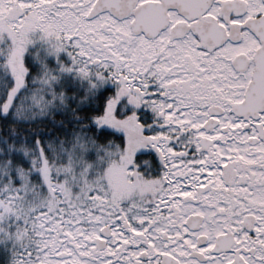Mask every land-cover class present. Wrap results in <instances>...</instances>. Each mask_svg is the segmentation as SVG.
<instances>
[{
  "label": "snow or ice",
  "instance_id": "6c2138e0",
  "mask_svg": "<svg viewBox=\"0 0 264 264\" xmlns=\"http://www.w3.org/2000/svg\"><path fill=\"white\" fill-rule=\"evenodd\" d=\"M0 264H264V0H0Z\"/></svg>",
  "mask_w": 264,
  "mask_h": 264
}]
</instances>
